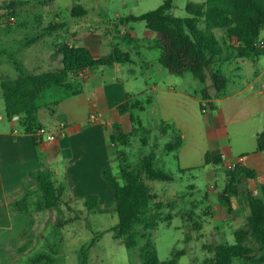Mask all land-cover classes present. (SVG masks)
Instances as JSON below:
<instances>
[{"label": "rangeland", "instance_id": "1", "mask_svg": "<svg viewBox=\"0 0 264 264\" xmlns=\"http://www.w3.org/2000/svg\"><path fill=\"white\" fill-rule=\"evenodd\" d=\"M165 1L0 0V40L8 48L7 53L0 54V77L16 78L18 76L13 60L20 62L26 70L31 72L62 68L60 45L62 43L79 45L78 42L72 40L73 37L70 35L73 29L78 34L83 31L92 34H111L113 37L117 36L114 39L117 47L131 55L133 63L124 64L123 71L119 74L126 81L133 102L138 101L144 106L143 110L139 108L131 110L134 123L130 119V115L123 116L120 122L124 131L130 136V145L125 149L129 156V162L133 166L138 165L150 153L154 142H157L158 139L163 143L173 139L171 133L170 135L161 134V124L164 121L157 113L153 112L154 103L160 95L157 87L166 90L170 86L175 87L176 93L168 100L167 109L188 114L191 118L195 114L199 119L195 120L193 124L194 136L196 140L203 141L205 139L203 122L206 115H202L196 103L183 94L185 91L192 97L196 96L194 92L196 79L190 72L184 75L171 74L160 63L146 72L143 66L145 58L154 59L161 54V49L156 46L155 33L146 27L144 21L125 20L130 15L139 16L156 10ZM204 1L173 0V7L169 14L185 18L188 16L186 8L189 3H203ZM75 8H78L80 16L73 13ZM12 17L15 18V21H11ZM122 20L124 24L121 23ZM57 24L61 26H56L54 31L45 34L38 41L31 44L25 43L26 38L36 32ZM126 30L130 33L134 32L140 41H131L120 35V32ZM215 33L220 37L222 31L216 30ZM151 45L152 49H149L148 47ZM260 58L262 59L261 64L252 68L250 76L238 73L233 68L229 70L230 72L223 71L230 79L236 77L240 88H244L248 82H252L255 76L262 72L264 55ZM132 69L133 73L130 72ZM239 78H242V81ZM263 84L264 73L261 76L258 89H264ZM207 85L212 97L219 99L211 80L207 81ZM208 112H211L210 109ZM0 114L5 116V103L1 89ZM223 115L226 117L227 113L224 112ZM39 116L42 123L51 120L46 107L40 109ZM138 121L150 132L149 140L151 142L147 147H144L140 140L144 134L136 133L133 130L134 127H138L136 123ZM167 123L173 122L168 121ZM6 124V118L0 119V128ZM227 126L231 129L232 137L230 162L236 163L240 156H245L242 164L245 163L247 166L253 167L247 158L253 156L256 151L254 131L264 130V119L251 116L235 123L230 120ZM207 139H209V135H207ZM224 140V138H220L219 142L226 145ZM156 149L158 154L155 168L173 177L171 181L147 180L152 193L156 196V201L163 202L159 224L150 231L156 244L158 257L160 261L166 262L176 257L174 254L180 252L182 255L179 257L181 259L179 264H209L214 253L208 248L219 244H235L234 231L247 222L244 217L238 218L237 221H228L225 218L227 207L220 202L226 182L225 166L203 165L182 171L179 169L176 152L163 151L161 143H158ZM261 169L264 170V162L261 164ZM261 182V178L258 181H251L250 187L255 188ZM239 198L247 201L244 197ZM108 204L109 202L101 204V209L97 212H88L81 203L71 210L64 208L65 213L63 210L62 218L76 220L69 221L60 228L49 227L44 233V236H51V244L54 245V248L62 250V253L48 255L53 259L52 264L54 261H56L55 264H80L81 248L87 246L94 239H96L95 245L90 249H85L88 256L87 264H143L139 257V248L128 249L122 239L114 238L111 229L118 223V216L115 209L109 207ZM231 213L234 214L233 208ZM168 216L172 218L171 222L168 220ZM184 253L186 254L183 255ZM235 264H239V260H236Z\"/></svg>", "mask_w": 264, "mask_h": 264}, {"label": "trees", "instance_id": "2", "mask_svg": "<svg viewBox=\"0 0 264 264\" xmlns=\"http://www.w3.org/2000/svg\"><path fill=\"white\" fill-rule=\"evenodd\" d=\"M172 7L173 0H166L156 10L139 16L130 15L125 20L144 21L146 27L155 33L156 46L161 49L159 63L171 74L183 75L190 72L202 84V99L209 100L211 108H214L207 81L211 80L219 97L225 95L228 85V79L221 73L218 65L232 58H256L264 55V48L256 46L264 28V0H205L203 3H189L186 8L188 16L185 18L169 14ZM73 13L80 16L78 8ZM121 23L124 24V21ZM56 26L61 25L36 32L26 38L25 43L38 41L45 34L54 31ZM216 30L223 34L218 37ZM5 46L0 40V54L7 53L8 48ZM60 53V69L31 72L20 62L13 60L18 76L0 77L6 119L14 122L22 134L32 135L36 142H39L36 130L44 127L39 118L40 109L46 107L51 114H55L62 101L82 92L83 80L76 77L78 71L93 66L112 67L115 64L132 62L130 53L119 47H114L106 57H95L84 46L62 43ZM135 108L143 110L144 106L128 98L117 107V111L122 116L130 115L134 123L131 110ZM136 123L138 127L133 130L136 133L142 132L144 136L140 140L144 147L149 146V130L139 121ZM109 131V144L117 149L118 171L115 172L108 165L101 174L114 193L108 204L115 209L118 216V223L111 229L114 238L122 239L128 249L139 248V257L143 264H177L182 253L174 254L177 258L160 261L150 233L159 224L163 202L156 201L147 180H173L170 174L155 168L157 145L154 144L150 153L138 165L133 166L125 150L130 145L129 134L119 122L112 123ZM169 131L173 139L163 146V150L168 153L177 152L183 145L182 134L162 122L161 134L166 135ZM257 151H264V131L257 136ZM222 161L220 155L205 156L207 164L219 165ZM31 176L37 181V190L27 189L22 197L13 202L18 211L31 213L55 208L59 212V219L55 224L57 228L76 220L62 218V205L67 204L64 199L66 187L56 183L53 171L42 160L40 168L31 172ZM254 178V170L242 163L227 170L226 182L220 196L221 204L231 214V199L246 197L250 214L246 224L234 231L235 244H219L208 248L214 253L209 264H235L236 260H239V264H264V186L261 196H256L249 186V181ZM83 203L88 212L101 209L100 197L96 194L85 196ZM68 209L71 210L69 206ZM171 219L168 216V220ZM95 242L96 239L81 248L80 264H87L85 249L93 247ZM41 261L52 262L44 254L33 260L37 263Z\"/></svg>", "mask_w": 264, "mask_h": 264}, {"label": "crops", "instance_id": "3", "mask_svg": "<svg viewBox=\"0 0 264 264\" xmlns=\"http://www.w3.org/2000/svg\"><path fill=\"white\" fill-rule=\"evenodd\" d=\"M120 33L131 41H140L134 32L130 33L126 30ZM70 35L74 42L89 49L95 57H106L114 47H117L114 40L117 36L113 37L111 34H92L86 31L78 34L73 29ZM260 38L264 40V29H262ZM231 43L235 44L234 41ZM68 44L73 45V43ZM148 48L152 49V45ZM260 57L232 58L230 61L218 65L221 73L228 79V85L225 95L219 99L213 98L210 94L214 107L210 109L211 112L202 113L201 111L202 84L198 80H195L194 85L195 97L183 91L185 96L196 103L200 113L206 115L203 122L205 131L203 141L196 140L194 136L193 124L195 120L199 119L195 114L191 118L188 114L167 109L168 100L176 93L175 87L170 86L167 90L157 87L160 95L154 103L153 112L157 113L161 120L166 121L165 123L173 122L167 123V125L179 130L183 137V145L176 152L180 170H190L203 165H224L227 173V170L232 167L233 163L230 162L232 137L231 129L227 124L230 120L235 123L251 116L264 119V89H258L264 68L244 88H240L236 77L228 78L223 70L230 72L229 70L233 68L238 73L250 76L252 68L261 64ZM158 63L157 55L154 59L145 58L143 66L148 72V69ZM123 65L88 68V73L82 82V92L62 101L56 108L55 114H51L48 110L51 118L49 122L42 123L40 120L44 126L55 124L60 119L66 120L69 124L67 136L59 138L53 143H43L36 142L32 135L22 134L18 126L7 119V124L0 128V264H52V262L47 263L46 261L37 263L33 260L43 254L48 256L62 253V250L54 248V245L51 244V236H44L47 228H53L57 223L58 210L55 208L40 209L26 213L18 211L13 204L16 199L25 194L27 189L37 190L38 184L31 176V172L40 168V160L53 171L56 183L66 187L64 199L70 208H75L78 203L84 205L83 198L92 194L100 197V204L113 199V190L104 180L101 172L108 165L117 172V149L109 144V128L112 123H120L123 119V116L117 111V107L128 98L133 99L126 81L119 74L123 71ZM130 72L133 73V69ZM239 80L242 81V78ZM156 86L158 85L156 84ZM92 112L99 114L98 120L94 123L89 120V115ZM224 112L227 113L226 117L223 115ZM5 118L0 114L1 120ZM262 131L264 130L254 131L256 145L257 136ZM170 133L171 131L166 135H170ZM207 135H209V139H207ZM220 138L225 139L226 145L219 142ZM158 140L154 142L155 145L161 143L164 146L166 144ZM157 154L158 150H156V156ZM207 154L222 156V163L219 165L207 164L205 162ZM263 156L264 151H257L256 147L253 156L247 158L253 167L244 163L255 172V178L249 181V186L251 181L262 179L259 186L250 187L256 196H261V189L264 186V170L261 169V164L264 162ZM240 157L245 159V156ZM247 201L239 197L232 198L231 207L234 209V214H229L226 211L225 218L228 221H237L242 217L247 219L250 214ZM67 204L62 205V210L68 209ZM49 259L53 260L50 257ZM180 261L181 259L177 264ZM55 263L56 261L53 262V264Z\"/></svg>", "mask_w": 264, "mask_h": 264}, {"label": "built area", "instance_id": "4", "mask_svg": "<svg viewBox=\"0 0 264 264\" xmlns=\"http://www.w3.org/2000/svg\"><path fill=\"white\" fill-rule=\"evenodd\" d=\"M11 21H15V18L12 17ZM256 46L258 48H264V40L260 38L256 42ZM87 73H88V68L82 69V70L77 72L76 77L83 80V79H85ZM209 109H211L210 101L206 100V99H202L201 100V111H202V113L208 112ZM98 118H99V114H97L95 112H92L89 115V120L91 123L96 122L98 120ZM68 126H69L68 122L66 120L61 119L53 125H46L44 127L37 129L36 130V136H37L39 142L53 143L57 139L67 136ZM243 162H244V157H239L237 159V162L233 163L232 166H234L235 164H241Z\"/></svg>", "mask_w": 264, "mask_h": 264}, {"label": "water", "instance_id": "5", "mask_svg": "<svg viewBox=\"0 0 264 264\" xmlns=\"http://www.w3.org/2000/svg\"><path fill=\"white\" fill-rule=\"evenodd\" d=\"M15 118H18V117H15Z\"/></svg>", "mask_w": 264, "mask_h": 264}]
</instances>
